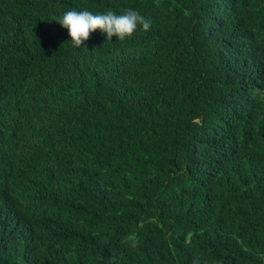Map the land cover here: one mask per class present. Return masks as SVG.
<instances>
[{"label": "trees", "instance_id": "obj_1", "mask_svg": "<svg viewBox=\"0 0 264 264\" xmlns=\"http://www.w3.org/2000/svg\"><path fill=\"white\" fill-rule=\"evenodd\" d=\"M0 264H264V0H0Z\"/></svg>", "mask_w": 264, "mask_h": 264}, {"label": "clouds", "instance_id": "obj_2", "mask_svg": "<svg viewBox=\"0 0 264 264\" xmlns=\"http://www.w3.org/2000/svg\"><path fill=\"white\" fill-rule=\"evenodd\" d=\"M67 30L73 47L85 46L91 35L97 30L106 35L107 40L116 37L118 41L130 38L141 27L148 31L150 21L146 20L138 11L128 9L123 14L108 11L102 14H93L90 11L70 10L63 14L58 23Z\"/></svg>", "mask_w": 264, "mask_h": 264}]
</instances>
